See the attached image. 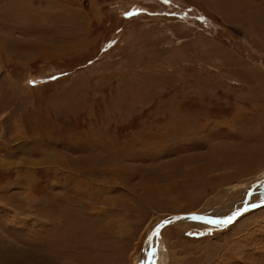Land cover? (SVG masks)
Here are the masks:
<instances>
[{
    "label": "rangeland",
    "instance_id": "rangeland-1",
    "mask_svg": "<svg viewBox=\"0 0 264 264\" xmlns=\"http://www.w3.org/2000/svg\"><path fill=\"white\" fill-rule=\"evenodd\" d=\"M263 174L264 0H0V264H138ZM244 213L146 264H264Z\"/></svg>",
    "mask_w": 264,
    "mask_h": 264
},
{
    "label": "bare ground",
    "instance_id": "bare-ground-1",
    "mask_svg": "<svg viewBox=\"0 0 264 264\" xmlns=\"http://www.w3.org/2000/svg\"><path fill=\"white\" fill-rule=\"evenodd\" d=\"M252 180H254V179H252ZM252 180H250V181H252ZM250 181H247L246 183H248V182H250ZM235 190H239L238 188L237 189H235ZM248 191V190H247ZM260 191V190H259ZM234 192H236V191H234ZM256 194V193H255ZM259 194H261V193H259ZM239 195H241V194H239ZM262 195V194H261ZM260 195V196H261ZM224 196V195H223ZM242 196V195H241ZM245 196L246 195H244V199H245ZM225 197V196H224ZM254 197H256V196H254ZM226 198V197H225ZM247 198V197H246ZM232 200V199H231ZM261 200H263L262 199V197H257V198H249L248 199V202H249V204H252V202L255 204V203H258L259 201H261ZM236 202V201H235ZM225 204V203H224ZM234 204V203H233ZM235 205V204H234ZM262 205H264V204H261L260 205V207L262 206ZM246 206V205H245ZM243 207V205H241V207L240 208H237L236 210H235V212H230V214L229 213H227V215H222V214H218V215H213V214H206L205 212L204 213H199V214H192L191 216H186V217H184V218H182V217H174L175 218V220L174 221H171L170 223H167V224H164V221L165 220H163V221H161V222H159V225L158 226H156V228H158L157 230H156V232H158V233H160V231L162 230V229H164V228H166V227H169V226H175V225H182V224H189V222H190V225L191 226H203V227H220V225H217V224H209V223H207L206 221L207 220H226V219H228L229 217H233L234 215H236L237 213H239V215H236V216H234L235 218L232 220V221H234L235 219H237V217L239 216V217H241L242 215H244L245 213H244V211H243V213L242 214H240L241 212H239V210H241V208ZM259 207V206H258ZM255 208V207H254ZM214 209H221V206H219V207H215V206H211L210 207V210H213L214 211ZM251 209H253V208H251ZM251 209H248V210H246V211H249V210H251ZM231 210V209H230ZM218 212V211H217ZM221 213H223V210H222V212ZM215 214V213H214ZM229 214V215H228ZM173 218V217H172ZM226 218V219H225ZM171 219V218H170ZM167 220V219H166ZM228 224H231V223H226V225H228ZM225 225V224H224ZM152 231V230H151ZM163 231V230H162ZM161 231V232H162ZM157 237H159V234L158 235H155V233L154 234H150L149 236H148V238H147V240L145 241V245H143V246H145V247H143L144 248V251H141L140 252V255H139V258H138V263L139 264H146V258H147V254L150 256V254L148 253L149 252V248L151 249V247H152V249H153V246L155 245V243L153 242L154 240H155V238L157 239ZM153 243V244H152ZM153 245V246H152ZM152 257H154V259H155V255H151ZM150 256V261H152V257ZM140 260H143V263H141L140 262ZM154 263V262H153Z\"/></svg>",
    "mask_w": 264,
    "mask_h": 264
},
{
    "label": "water",
    "instance_id": "water-1",
    "mask_svg": "<svg viewBox=\"0 0 264 264\" xmlns=\"http://www.w3.org/2000/svg\"><path fill=\"white\" fill-rule=\"evenodd\" d=\"M264 176V174L262 175V177ZM261 204H264V199L263 200H261V201H259L258 203H255V204H250V205H243V207L241 208V210H239V212H243V211H246V210H248V209H251V208H254V207H258V206H260ZM167 220H165L164 221V224H167V223H170L171 221H174L175 220V218L173 217V218H166ZM158 228H156V226L154 227V229H152V231H151V233L150 234H154V233H156V230H157ZM141 251H144V248H142L141 249ZM140 262L141 263H143V260H140ZM139 264V263H138Z\"/></svg>",
    "mask_w": 264,
    "mask_h": 264
},
{
    "label": "snow or ice",
    "instance_id": "snow-or-ice-1",
    "mask_svg": "<svg viewBox=\"0 0 264 264\" xmlns=\"http://www.w3.org/2000/svg\"><path fill=\"white\" fill-rule=\"evenodd\" d=\"M163 3L165 4H171L172 0H162ZM138 13H132V15H136ZM236 215H239V213H237ZM235 217H229L228 219L226 220H207L206 222L209 223V224H217V225H223V224H226V223H231L232 220L234 219ZM159 233L156 232L155 235H158ZM155 253L153 252V255Z\"/></svg>",
    "mask_w": 264,
    "mask_h": 264
}]
</instances>
